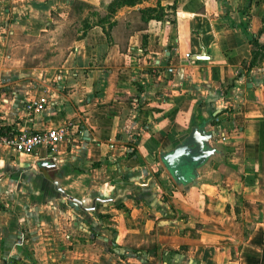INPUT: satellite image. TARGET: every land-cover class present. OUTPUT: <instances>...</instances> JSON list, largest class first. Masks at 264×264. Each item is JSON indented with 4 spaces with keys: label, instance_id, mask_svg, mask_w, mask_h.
Returning <instances> with one entry per match:
<instances>
[{
    "label": "crops",
    "instance_id": "crops-1",
    "mask_svg": "<svg viewBox=\"0 0 264 264\" xmlns=\"http://www.w3.org/2000/svg\"><path fill=\"white\" fill-rule=\"evenodd\" d=\"M70 1L0 0V138L67 129L51 153L0 142V259L264 264V57L246 68L264 0H146L47 57ZM157 2L166 17L131 31L128 12ZM201 126L215 155L178 182L161 159Z\"/></svg>",
    "mask_w": 264,
    "mask_h": 264
},
{
    "label": "water",
    "instance_id": "water-1",
    "mask_svg": "<svg viewBox=\"0 0 264 264\" xmlns=\"http://www.w3.org/2000/svg\"><path fill=\"white\" fill-rule=\"evenodd\" d=\"M192 59H205L202 52L201 55L193 56ZM218 129L212 128L204 130L198 127L186 133L181 142L174 147L166 156H163L161 163L173 177L181 183L191 181L190 176L194 174V167L199 162H205L209 157L215 155V149L211 144V140L217 134ZM52 165L48 161H39L38 165ZM201 164V163H200ZM61 196L67 199V203L74 210L88 211L93 210V207H85L80 199L68 196L63 191L57 188Z\"/></svg>",
    "mask_w": 264,
    "mask_h": 264
},
{
    "label": "trees",
    "instance_id": "trees-1",
    "mask_svg": "<svg viewBox=\"0 0 264 264\" xmlns=\"http://www.w3.org/2000/svg\"><path fill=\"white\" fill-rule=\"evenodd\" d=\"M143 1H146V0H108L105 6L104 14H97L96 19L92 23L88 21L85 22L83 24L81 32L75 39L80 38L84 34V31L87 28H89L90 26H94V25L101 27V29L105 32V34L109 36L108 29H110L112 26L116 24V20L113 18L115 12L121 7H124V6L132 7ZM99 3L102 4V0H100ZM69 6H70L69 7L70 10L75 11L76 13H80L81 11H83V8H87V9L90 8L89 4L82 0H72L69 2ZM168 8L169 7L164 8L157 2L154 6H144V7L130 10L128 12L129 14H135L137 16L131 17V23L129 24L128 27H130L131 31L143 30L146 28V23L148 22V20L164 19L167 15L165 9H168ZM170 8L173 9L172 6ZM167 20H169L170 22L173 21L169 18H167ZM105 26L107 28H105ZM248 41L251 45L252 53H251L250 60L246 64L247 69L258 64V62L261 61V59L264 57V41L259 42L257 36H251L248 39ZM121 51L124 52L125 49L121 47ZM1 135H4V133L0 132V136ZM6 137H9V136H6Z\"/></svg>",
    "mask_w": 264,
    "mask_h": 264
},
{
    "label": "built area",
    "instance_id": "built-area-1",
    "mask_svg": "<svg viewBox=\"0 0 264 264\" xmlns=\"http://www.w3.org/2000/svg\"><path fill=\"white\" fill-rule=\"evenodd\" d=\"M45 103L44 97L29 100L25 102L23 111H40ZM66 131L64 127H47L40 131H20L9 137H1L0 142L23 154H30L38 147H44L51 153L55 145L65 139ZM220 137L223 138L222 135ZM51 158L55 161L54 156ZM0 264L6 263L0 259Z\"/></svg>",
    "mask_w": 264,
    "mask_h": 264
},
{
    "label": "rangeland",
    "instance_id": "rangeland-1",
    "mask_svg": "<svg viewBox=\"0 0 264 264\" xmlns=\"http://www.w3.org/2000/svg\"><path fill=\"white\" fill-rule=\"evenodd\" d=\"M107 2L108 1H105L98 5L88 3L90 8H83V11L80 13L71 11L70 8L67 13H62V11H60L63 10V8L56 11L55 22L53 23L55 31L51 39L54 44L50 50H45L44 54L50 57L58 53V56L61 57L69 48L72 40L79 35L84 23L87 21L92 23L96 19L97 14H104ZM46 41L48 42L49 40L47 39ZM55 47L58 49L55 50Z\"/></svg>",
    "mask_w": 264,
    "mask_h": 264
}]
</instances>
